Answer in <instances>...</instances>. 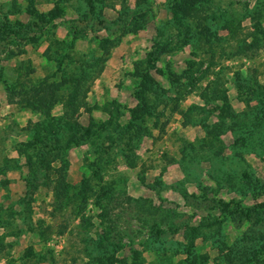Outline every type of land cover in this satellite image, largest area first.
<instances>
[{"label":"rangeland","instance_id":"obj_1","mask_svg":"<svg viewBox=\"0 0 264 264\" xmlns=\"http://www.w3.org/2000/svg\"><path fill=\"white\" fill-rule=\"evenodd\" d=\"M102 251L264 264V0H0V264Z\"/></svg>","mask_w":264,"mask_h":264},{"label":"trees","instance_id":"obj_2","mask_svg":"<svg viewBox=\"0 0 264 264\" xmlns=\"http://www.w3.org/2000/svg\"><path fill=\"white\" fill-rule=\"evenodd\" d=\"M55 17V16H54ZM165 91V90H164ZM201 99L203 100V102L204 103H211L212 101V99H210L209 97H207L205 94H201ZM155 102H154V105H156L157 103H158V101H159V98L157 99H155L154 100ZM223 102L225 103V107H226V110H230L231 111V109L228 107V106H226L227 105V102H226V99H224L223 98ZM224 106L223 107H221V108H224ZM234 113V112H233ZM234 115H235V113H234ZM71 141H73L74 142V140H72V139H68L66 142H65V145L67 146V145H69V143L71 142ZM210 144H214V142H213V140H202V141H199V146H201V147H204V146H209ZM195 147V145H191V148H194ZM190 159H193V158H190ZM107 236H108V234H107ZM102 240H103V242H104V244H103V246L105 247V246H112L113 244H110L109 242H106V240H105V238H100L99 239V242H100V244H102L103 242H102ZM107 252L106 251H102L101 252V256H100V258L98 259L99 261H103V263L104 264H111V260L110 259H112L113 258V255H111V256H109V255H107L106 254Z\"/></svg>","mask_w":264,"mask_h":264}]
</instances>
